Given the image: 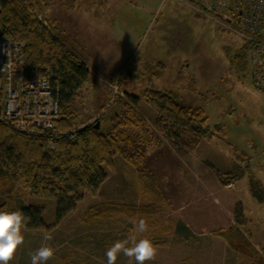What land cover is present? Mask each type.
I'll return each mask as SVG.
<instances>
[{"label": "rangeland", "instance_id": "rangeland-1", "mask_svg": "<svg viewBox=\"0 0 264 264\" xmlns=\"http://www.w3.org/2000/svg\"><path fill=\"white\" fill-rule=\"evenodd\" d=\"M46 1L49 6L42 3L41 19L51 23L57 37L92 71L75 100L74 124L81 128L100 123L101 130L108 131L111 122L107 120L118 108L114 101L118 96L139 115L134 121L142 119L147 132L133 122L129 125L126 132L133 140L123 144L129 160L117 155L98 193L87 194L56 226V201L33 197L20 185L19 202L43 207L47 229L24 230V242L11 264H29V253L42 245L55 249L47 264H107L108 246L140 233L123 218L96 225L83 220L87 206L102 201L151 203L159 198L153 195L158 189L163 210L156 217L159 225L142 235L150 239L162 226L170 231L147 264H208L220 242H211L213 237L236 227L234 211L241 201L233 203L239 196L257 202L249 212L264 242V204L252 198L251 178L242 180L234 192L216 181V174L226 176L224 170L235 160L264 183V91L254 85L249 52L243 69L235 61L246 42L177 0ZM122 90L138 97L139 105H131ZM148 90L172 92L182 105L202 109L209 128L219 131L204 139L196 151L186 146L177 149L157 129V110L144 99ZM149 178H154L153 192L145 193L142 185ZM187 233L205 237L197 241L194 235L195 243L191 237H182ZM45 235L51 239L44 240ZM116 264L133 262L120 255Z\"/></svg>", "mask_w": 264, "mask_h": 264}, {"label": "trees", "instance_id": "trees-1", "mask_svg": "<svg viewBox=\"0 0 264 264\" xmlns=\"http://www.w3.org/2000/svg\"><path fill=\"white\" fill-rule=\"evenodd\" d=\"M42 3L48 8L46 0H0V39L23 45L25 63L30 70L39 72L41 69H48L51 72L60 113L64 117L58 123L57 129L60 132L75 130L74 138H71L72 134H64L56 140L51 134H27L18 130L11 122L3 120L0 107V195L4 197L0 211L19 210L28 218L26 230L32 231L47 229L45 209L41 206L22 205L17 197L20 185L28 188L33 197L56 201L54 223L56 226L75 210L77 204L83 201L87 194L98 193L107 180V169L113 168L117 155L129 160L123 150V144H129L133 139L126 131L132 122L142 126V119L134 121L139 115L129 107V103L118 99V96L114 101L119 103L120 107L117 105L118 108L110 113L107 122H111V125L107 127L108 131L103 132L101 127L96 128L94 124L81 128L74 124L73 106L80 89L89 81L91 70L57 37L51 23L49 25L48 20L41 19ZM190 8L201 16L195 9ZM249 48L248 45L236 55L235 61L239 69L246 67L245 58ZM116 85H120V80ZM254 85L259 88L255 79ZM259 89L264 91L262 88ZM123 93L131 105L135 107L139 105L138 97ZM144 99L157 110L155 120L157 129L165 132L179 150L186 146L194 151L202 140L212 138L215 132L219 131V128L215 131L209 128L202 109L182 105L177 95L172 92L148 90ZM142 130L147 132L143 126ZM51 144L54 147H51ZM247 168L248 166L234 164L230 173L226 176L219 174L218 179L223 185L235 183L246 175ZM153 181L154 178L144 181L143 192H153L151 191ZM250 182L253 197L259 203H264L262 184L253 177ZM155 194L159 198L153 197L151 203L135 205L102 201L91 204L87 206L82 219L96 225L116 218L130 222L143 218L150 228L157 229L159 223L156 217L163 210L159 189L155 190L153 195ZM234 215L237 227L219 232L217 235L225 238L228 245L238 254L250 259L251 264H264V257L257 252L239 228L247 220L242 203H238ZM168 229L162 226L152 232L150 239L155 246L166 243L164 235L170 231ZM104 237L109 243V235L105 234ZM140 237L143 235L138 234V238ZM162 237L164 241H161Z\"/></svg>", "mask_w": 264, "mask_h": 264}, {"label": "built area", "instance_id": "built-area-1", "mask_svg": "<svg viewBox=\"0 0 264 264\" xmlns=\"http://www.w3.org/2000/svg\"><path fill=\"white\" fill-rule=\"evenodd\" d=\"M178 1L249 45L256 85L264 89V0ZM53 78L48 69L36 72L26 66L21 43L0 39L1 118L27 134H51L54 140L72 134L74 138L75 130L60 132L57 129L64 117ZM51 147L54 146L51 144Z\"/></svg>", "mask_w": 264, "mask_h": 264}, {"label": "clouds", "instance_id": "clouds-1", "mask_svg": "<svg viewBox=\"0 0 264 264\" xmlns=\"http://www.w3.org/2000/svg\"><path fill=\"white\" fill-rule=\"evenodd\" d=\"M135 233H145L149 225L143 218L133 220ZM28 225V218L19 210L0 211V264H11L18 247L24 242V230ZM44 240L51 239L45 235ZM157 253L153 241L146 236L138 238L130 235L122 240L114 241L105 250L107 264H116L120 255L130 258L133 264H147ZM55 255V249L48 245H42L29 253V264H47Z\"/></svg>", "mask_w": 264, "mask_h": 264}, {"label": "crops", "instance_id": "crops-1", "mask_svg": "<svg viewBox=\"0 0 264 264\" xmlns=\"http://www.w3.org/2000/svg\"><path fill=\"white\" fill-rule=\"evenodd\" d=\"M181 5H183V4H181ZM184 7H186V8H189V9H191L190 7H188V6H185V5H183ZM101 9H103L101 6H99V10H101ZM192 10V9H191ZM70 50V49H69ZM84 62V61H83ZM92 72V71H91ZM202 141H204V140H202ZM201 141V142H202ZM198 148V147H197ZM196 148V149H197ZM196 149L194 150V151H196ZM193 152V151H192ZM234 164H237V161H235V160H231L230 162H229V164H228V167L224 170V172H226V173H230V171H231V169H232V166L234 165ZM208 165H212L211 163H209V161H208ZM251 173V174H250ZM253 170H247V173H246V175L241 179V180H239V181H236L235 183H232V184H229V185H223L222 184V186L225 188V189H230V191H233L234 192V190L236 189V187L237 186H239V184H240V182L243 180H246V177H250V178H254L255 179V181H259L261 184H262V186H263V188H264V183H262L256 176H254L253 175ZM216 174V173H215ZM219 174H222V173H220L219 172ZM217 176H216V181L221 185V183H220V181H219V179H218V173L216 174ZM251 180V179H250ZM217 183V184H218ZM247 187V186H246ZM251 188V186H250V183H249V189ZM250 192H251V190H250ZM230 193V192H229ZM251 196H252V198L254 199V197H253V195H252V193H251ZM237 197H238V195H237ZM241 201V203H242V205H243V210H244V214H245V217H246V223L244 224V225H242V226H240L239 228H240V230H241V232L245 235V236H247V238L249 239V241L253 244V246L255 247V249L257 250V252L260 254V255H262L263 257H264V248L262 247L263 246V241H261V236H259V234H258V231L256 230V228H255V224L253 223V220H255V218L254 217H252V214L249 212V211H253V210H255V207H256V203L257 202H251V199L250 198H248L247 200H244V199H242L241 198V196H239L238 197V199H235V202L233 203L234 204V206L237 204V202H240ZM259 204H264V203H259ZM234 225L236 226V223H235V221H234ZM237 227V226H236ZM235 227V228H236ZM185 231H189V229L187 228V226H185ZM194 235H196V237H197V241H200V239H198V238H200L201 236L202 237H205V235H200V234H195L194 233ZM194 235L192 236V234H188L187 233V235L186 236H183L182 235V237L184 238V239H188V238H190L191 236V239L194 237ZM219 236L217 235V237L216 236H214L213 237V240H211V242H216V241H220V242H218V251L216 252L215 250L213 251V253L215 254L216 253V255L215 256H213L212 255V259L210 260L209 259V262H208V264H217V263H219V264H233L234 263V261H236V264H251V260L250 259H248L246 256H243V255H241V254H238L236 251H234L229 245H228V243H227V241H225V240H223L221 237L220 238H218ZM260 237V238H259ZM221 239V240H220ZM192 241H194L195 243H197L196 242V240H194V239H192ZM262 242V243H260V242ZM208 245V244H207ZM210 246V245H209ZM212 244H211V249H212ZM213 249H215V248H213ZM221 254V255H220ZM222 255H223V259H222V261H220L221 259L220 258H222ZM239 256H243L245 259H244V261H242V260H240V258H239ZM194 260V259H193ZM206 260V259H205ZM208 260V259H207ZM220 262H222V263H220Z\"/></svg>", "mask_w": 264, "mask_h": 264}, {"label": "water", "instance_id": "water-1", "mask_svg": "<svg viewBox=\"0 0 264 264\" xmlns=\"http://www.w3.org/2000/svg\"><path fill=\"white\" fill-rule=\"evenodd\" d=\"M95 127H96V128H100V123H97V124L95 125Z\"/></svg>", "mask_w": 264, "mask_h": 264}]
</instances>
